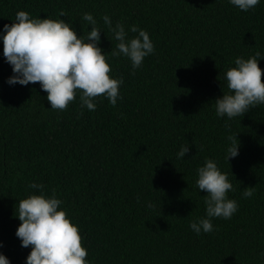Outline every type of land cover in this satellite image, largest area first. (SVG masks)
Wrapping results in <instances>:
<instances>
[{
    "label": "trees",
    "instance_id": "16d2710c",
    "mask_svg": "<svg viewBox=\"0 0 264 264\" xmlns=\"http://www.w3.org/2000/svg\"><path fill=\"white\" fill-rule=\"evenodd\" d=\"M19 11L62 19L78 36L91 31V13L110 76L124 81L117 104L101 96L89 111L78 94L53 110L39 83L8 84L3 26ZM105 15L128 39L138 35L133 25L148 32L155 51L141 67L111 56L119 42ZM256 52L264 57V0L246 12L230 0H0V253L26 264L18 202L41 194L36 183L63 202L88 264H264V104L231 119L215 110L227 70ZM258 64L264 70V58ZM236 134L239 155L228 161ZM209 159L227 174L238 210L197 235L190 224L207 218L197 169Z\"/></svg>",
    "mask_w": 264,
    "mask_h": 264
},
{
    "label": "clouds",
    "instance_id": "9594fccd",
    "mask_svg": "<svg viewBox=\"0 0 264 264\" xmlns=\"http://www.w3.org/2000/svg\"><path fill=\"white\" fill-rule=\"evenodd\" d=\"M230 3L246 12L255 8L260 0H230ZM59 15L63 17L66 13L61 10ZM83 19L92 28L86 36H78L62 19H35L26 11L17 12L15 22L3 26V56L14 74L8 84L39 83L53 110H66L78 94L81 108L86 107L89 111H95L96 100L101 96L115 106L121 98L119 89L123 78L110 76L112 68L98 46L101 30L93 15L85 13ZM102 19L119 42L111 56L127 57L135 70L142 66L145 57L154 53L147 31L133 25L130 31L138 32V35L128 39L123 24L117 23L113 27L109 16ZM262 58L260 52L248 59L236 58V66L226 72L228 93L215 100L217 116L243 117L251 108L264 104V70L258 64ZM237 135L228 137L231 142L227 149L228 161L239 155ZM188 152L189 146H182L177 158H184ZM197 172V187L207 193L204 200L207 218L190 224L192 231L199 235L201 231L211 233L214 230L211 218L231 219L238 204L228 198V192L234 191L233 185L213 160H206ZM29 187L41 190V194L18 202L17 216L21 223L16 236L22 247L31 246L26 264H88V252L82 246L79 228L70 221L65 210H58L63 202L56 198L55 190L51 197H46L42 184L32 183ZM242 194L245 198L252 197L254 187L244 188ZM0 264H10L2 253Z\"/></svg>",
    "mask_w": 264,
    "mask_h": 264
}]
</instances>
